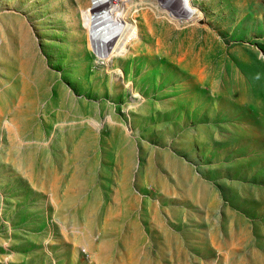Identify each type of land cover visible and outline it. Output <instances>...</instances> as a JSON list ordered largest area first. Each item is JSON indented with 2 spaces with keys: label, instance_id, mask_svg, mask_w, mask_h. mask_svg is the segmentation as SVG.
I'll use <instances>...</instances> for the list:
<instances>
[{
  "label": "rangeland",
  "instance_id": "obj_1",
  "mask_svg": "<svg viewBox=\"0 0 264 264\" xmlns=\"http://www.w3.org/2000/svg\"><path fill=\"white\" fill-rule=\"evenodd\" d=\"M102 1L0 0V264H264V0Z\"/></svg>",
  "mask_w": 264,
  "mask_h": 264
},
{
  "label": "bare ground",
  "instance_id": "obj_2",
  "mask_svg": "<svg viewBox=\"0 0 264 264\" xmlns=\"http://www.w3.org/2000/svg\"><path fill=\"white\" fill-rule=\"evenodd\" d=\"M119 1H121V0H119ZM167 1L173 2V4L178 3V5H179V2H177V0H167ZM128 2H130V0H128ZM102 3H103V5H102L101 9H98V11L95 13H91V15H89L87 18L88 23H90V25H88V28L90 27L92 29V31L95 35V42L96 43H102V41L106 37V34L109 32V31H107V28H110V27L105 26V25H109V24H105L106 18H104V16L107 15L106 13H104V11H105V9H108L105 7L106 6L105 0H103ZM109 13H110V11H109ZM137 13L139 14V17L141 19V21L139 22L140 25H142V26L144 25V23H143L144 19L146 20V22L147 21L149 22V24L151 26L150 40L152 42L156 41L157 44L161 48L170 49L173 51H183L184 49H187L189 47V44H187V43L185 44L184 41H181L179 43L174 41V39L167 41V38H169L173 34L172 29L168 25H164V26L161 25L163 27L159 28V25L162 22L160 19H158L155 16V12H153L150 7H147V4L140 5L138 7ZM86 17H87V15H85V18ZM123 29H124L123 30L124 32L121 30L123 32V34L121 35V37H119V39L117 40L116 43L114 42L115 44L112 46L111 51L109 53L106 52L108 56L106 59H104V62H105V64H107L109 71H111V69L113 67H116V66L123 67V65H124L123 63L128 58L131 57L130 51H127V52L125 51L126 47L131 46L132 49H135V48L137 49V55L135 57V60H144L146 62V59L149 57L148 54H146L147 52L146 53L142 52L141 48L139 47L140 44H138V43L131 44L135 40V38L133 37V35L135 34V29H133L131 26H129L128 29H127V27H124ZM114 40L116 41V38ZM191 47H189V49ZM215 56L220 57L219 54H217ZM170 57H172V56H170L168 54L167 55L164 54L161 57V59L169 61ZM80 64L84 67L85 70H88V67H87L89 64L88 62L84 61L83 63L81 62Z\"/></svg>",
  "mask_w": 264,
  "mask_h": 264
}]
</instances>
